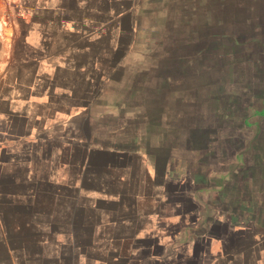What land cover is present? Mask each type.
<instances>
[{"label": "crops", "instance_id": "1", "mask_svg": "<svg viewBox=\"0 0 264 264\" xmlns=\"http://www.w3.org/2000/svg\"><path fill=\"white\" fill-rule=\"evenodd\" d=\"M152 2L12 0L0 19V264H264V226L201 211L172 139L101 134Z\"/></svg>", "mask_w": 264, "mask_h": 264}, {"label": "water", "instance_id": "2", "mask_svg": "<svg viewBox=\"0 0 264 264\" xmlns=\"http://www.w3.org/2000/svg\"><path fill=\"white\" fill-rule=\"evenodd\" d=\"M159 11L153 42L100 110L101 134L220 137L232 158L226 175L203 188L202 205L211 207L226 177L252 170L264 184V0H162Z\"/></svg>", "mask_w": 264, "mask_h": 264}, {"label": "rangeland", "instance_id": "3", "mask_svg": "<svg viewBox=\"0 0 264 264\" xmlns=\"http://www.w3.org/2000/svg\"><path fill=\"white\" fill-rule=\"evenodd\" d=\"M12 0H0V19L5 18L7 19V10L9 7H11ZM162 5V0L160 3V6ZM158 8H156L157 10ZM152 15L148 17V19L155 20V16H161V14H165L161 11H159L157 14L155 11H153ZM1 30V29H0ZM153 31V30H152ZM143 32L140 38V45L137 48V51L134 53L138 57L146 53L147 51V46L153 42L154 38L151 37V32ZM1 34V32H0ZM111 96H109L104 102V104H107V101L110 99ZM107 108V105L106 107ZM105 108H100V110H104ZM100 117L103 119L102 123L106 121L105 113L101 112ZM169 130V129H168ZM170 131V130H169ZM167 132V136L172 140H168L169 142L174 141V144H170L168 147H170V150L174 148L175 151L179 152V154L185 158L181 160V164L186 165L188 164V168L190 169L191 174L195 175V187L200 188H207V184L211 183L214 185L218 180V177H222L223 175H226L227 170L226 166L230 164V159L228 157L232 158L231 154L226 153V148L229 146L227 143L222 142L221 138L218 137L215 140H210L211 142L204 144V141H193L190 140L189 142H184V141H177L175 140L174 136L172 133ZM218 133H220L221 136V131L218 129ZM176 132H174L175 134ZM207 135L210 137L212 136V132L208 130V132H205ZM121 135V136H120ZM140 133H137L136 135L130 134H119L118 136L124 137V136H138ZM149 136H154L157 137L156 133L149 135ZM159 136V135H158ZM117 137V136H116ZM150 141L153 139L152 137L149 138ZM203 145H207V149H201L204 147ZM233 145V144H232ZM231 145V147H232ZM167 146V145H165ZM196 150H195V148ZM234 147V145H233ZM232 147V148H233ZM195 150V151H192ZM224 154V157H223ZM187 156V157H186ZM194 157V159H193ZM214 175L215 177L210 178L211 176L209 175ZM257 173L254 175L252 170H248L247 172H242L239 173L238 176H235L233 178H228L226 177L224 180V184L222 185V188L219 192H215L213 195L211 194V201L210 204L212 205L211 207L208 206V204L201 205L200 210L205 213L206 215L208 213H212L214 217V221L219 222V220H229L232 216H236L240 218L241 220L247 221V223H242L240 225H236V227L240 228H247L249 230L250 227L257 226L260 224V226H264V184L262 183L263 181L256 176ZM251 180V181H250ZM253 180V181H252ZM248 181L251 182L252 185V193L251 190L250 193L246 196V194L243 192L245 197L240 196V187L239 185H243L248 183ZM253 183V184H252ZM226 192V194L223 192ZM204 192V198L208 200V191H203ZM241 197V199H240ZM251 197V198H250ZM258 201H261L262 205H259ZM228 202V207L225 208V205ZM10 211L11 209L8 208ZM16 214L18 219L23 218L24 213L20 209H16ZM227 218V219H226ZM9 221H12V218H9ZM206 219L200 218L198 220V226L200 225H205ZM9 222V223H10ZM202 222V224H201ZM256 223V224H255ZM263 223V224H262ZM3 230L5 231H13V230H20L24 231L25 235L28 234L29 229L27 228L26 225H4ZM32 231V230H30ZM262 231V230H261ZM16 240L13 241L14 244ZM23 242H27V240H24ZM18 245V244H17ZM20 245V244H19ZM10 246V245H9ZM121 246V244H120ZM12 247V246H10ZM120 264H124L125 262L128 263L125 259H121ZM90 260L89 258L85 255L83 257V264H89ZM130 263V261H129ZM45 264V263H44ZM151 264V263H150ZM164 264H172L171 260H167L164 262Z\"/></svg>", "mask_w": 264, "mask_h": 264}, {"label": "flooded vegetation", "instance_id": "4", "mask_svg": "<svg viewBox=\"0 0 264 264\" xmlns=\"http://www.w3.org/2000/svg\"><path fill=\"white\" fill-rule=\"evenodd\" d=\"M154 1V3L152 2V4H150L151 6H153V9H156V8H158L159 6H160V3H161V0H153ZM163 14H161V16L159 15V16H155V20L153 19L152 21H153V24L155 25L154 26V29H156V27H158L159 25H160V22L162 21V19H163ZM153 29V30H154ZM209 176H211L210 178H213V177H215L214 175H209ZM251 181V180H250ZM250 181H248V183H246L245 182V184L243 185V187H242V184L241 185H239V187H240V196L242 195V197H245V195L243 194V192L246 194V196L250 193V191L249 190H251V193H252V191H253V189L251 188L252 187V185H251V182ZM253 181V180H252ZM253 184V183H252ZM249 189V190H248ZM226 194V192L224 191L223 192V194ZM251 198V197H250ZM240 199H241V197H240ZM258 203H260L259 205H262L261 204V201H258ZM228 207V202H227V204L225 205V208H227Z\"/></svg>", "mask_w": 264, "mask_h": 264}, {"label": "bare ground", "instance_id": "5", "mask_svg": "<svg viewBox=\"0 0 264 264\" xmlns=\"http://www.w3.org/2000/svg\"><path fill=\"white\" fill-rule=\"evenodd\" d=\"M1 27V26H0Z\"/></svg>", "mask_w": 264, "mask_h": 264}]
</instances>
